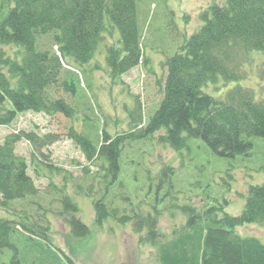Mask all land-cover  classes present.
<instances>
[{
  "label": "trees",
  "instance_id": "1",
  "mask_svg": "<svg viewBox=\"0 0 264 264\" xmlns=\"http://www.w3.org/2000/svg\"><path fill=\"white\" fill-rule=\"evenodd\" d=\"M200 19L201 28L165 63L164 97L146 126L142 109L136 104L129 111V131L121 135L113 137L107 129L100 130L96 125L95 129L89 126L93 130L91 135L73 127L69 130L68 138L80 147L87 162L97 168L100 179L86 189L81 183L76 187L93 194L100 184L102 189L97 191L101 197L94 202L96 224L102 226L113 218L122 225H132L140 236V244L155 248L160 264H264V244L256 237L237 233L245 225L264 226V182L249 187L245 207L236 216L225 211L229 203L225 199L222 203L203 204L201 208L193 204L180 207L185 221L174 228L171 236L159 228L163 214L159 201L147 210L139 204L130 212L106 203L120 174L122 153L133 143L160 134L157 138L160 144L181 152L189 149L191 140L199 139L215 155L235 158L249 155L253 138L264 139V98L257 99L251 89L239 83L241 57L264 54V0L216 1L201 13ZM114 29L120 33V45L107 47L106 61L111 76L117 80L140 64L148 63L136 0H0V127L10 126L27 112L60 113L73 118L74 107L64 100L50 104L47 89L59 83L67 59L80 66L89 64L106 34L112 35ZM52 32L56 34V53L38 51L37 37ZM219 82L236 83L217 97L206 92V88ZM81 85L80 79L70 74L64 89L74 96ZM58 140L53 134L41 138L24 131L5 139L0 145V209H11L28 197H33L39 206L42 204L36 177L45 175L42 171L45 168L53 173H60L61 169L38 159L32 169L36 175L33 177L26 159L17 154V144L27 141L42 152ZM173 168L169 165L166 170L173 174ZM85 172L87 175L90 170L87 168ZM64 179L67 182V175ZM165 180L171 178L164 174L163 183ZM54 183L51 181L47 194ZM118 186L125 187L123 182ZM62 187L66 192V185ZM56 200L64 207L63 213L58 214L69 215L66 221L72 234L79 238L90 235L89 227L78 216L77 204L67 194ZM123 200L130 202L128 197ZM42 218L39 216L38 222L45 219ZM32 222L30 226L0 218V250L14 248L12 235L16 232L35 244L45 240L51 247L46 234L48 226L45 229L37 223L33 227ZM49 250L53 252L49 257L54 264H75L69 257ZM12 264L22 263L15 256Z\"/></svg>",
  "mask_w": 264,
  "mask_h": 264
},
{
  "label": "rangeland",
  "instance_id": "2",
  "mask_svg": "<svg viewBox=\"0 0 264 264\" xmlns=\"http://www.w3.org/2000/svg\"><path fill=\"white\" fill-rule=\"evenodd\" d=\"M216 1L223 2L136 0L147 64H140L120 79L115 80L111 76L106 61L107 47L120 45V33L114 29L112 35L106 34L105 41L99 45L89 64L80 66L67 59L59 83L47 89L50 104L64 100L74 107L76 113L73 118L60 113L27 112L20 114L10 126L0 127V145L9 135L21 131L34 132L41 138L48 134L58 136L59 140L42 152L36 151L27 141H21L17 144V154L26 159L33 177L36 175L32 169L36 168L34 163L38 159L61 169L60 173H53L45 168L42 171L49 175L36 177L43 208L33 197H28L13 204L11 209H0V218L25 225L33 221V227L37 223L45 229L48 226L46 234L51 247L45 240L35 244L23 233L16 232L12 235L14 248L0 250V264H12L15 256L22 264H54L49 257L53 254L49 248L61 257H69L75 264H160L155 248L140 244V236L134 232L132 225H122L113 218L107 219L102 226L96 224L94 202L101 197L99 191L102 186L98 184L93 194L81 192L76 186L81 183L86 189L92 182L96 184L100 180L97 168L87 162L80 147L68 138V132L73 127L91 135L93 130L89 126L92 129L97 126L100 130L107 129L113 137L121 135L129 131V111L136 104L142 109L146 126L164 97L165 63L201 28V13ZM55 35L52 32L37 37V50L56 53ZM239 64V75L242 77L239 83L251 89L257 99L264 98V54L244 55ZM70 74H75L82 83L74 96L64 89ZM235 83L225 85L219 82L206 88V92L217 97ZM159 135L133 143L124 150L116 186L111 187L106 203L130 212L139 204L147 210L153 202L159 201L158 207L163 209L159 228L167 236H171L174 228L185 221L180 207L193 204L201 208L203 204L222 203L225 199L229 202L225 211L236 216L245 207L249 187L264 182V139L253 138V149L247 156L221 158L199 139L191 140L188 150L175 152L158 142ZM169 165L174 167L173 174L166 170ZM87 168L90 172L86 175ZM164 174L171 180L163 183ZM51 181L55 182L54 188L58 190L51 186L47 194ZM120 182L124 183L123 189L118 186ZM62 185H66V192L62 190ZM65 194L77 204L78 216L90 229V235L85 238L72 234L66 221L69 215L58 214L63 213L64 207L56 199H62ZM124 197H128L130 202L123 200ZM39 216L45 219L38 222ZM36 228L38 230V226ZM237 233L244 237H256L264 244V226L245 225ZM63 260L68 263L67 259Z\"/></svg>",
  "mask_w": 264,
  "mask_h": 264
}]
</instances>
